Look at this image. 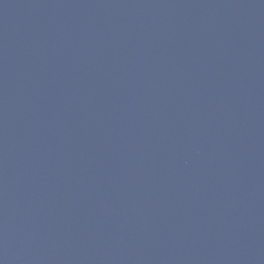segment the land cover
I'll use <instances>...</instances> for the list:
<instances>
[{"label": "water", "instance_id": "95a60500", "mask_svg": "<svg viewBox=\"0 0 264 264\" xmlns=\"http://www.w3.org/2000/svg\"><path fill=\"white\" fill-rule=\"evenodd\" d=\"M0 264H264V0H0Z\"/></svg>", "mask_w": 264, "mask_h": 264}]
</instances>
